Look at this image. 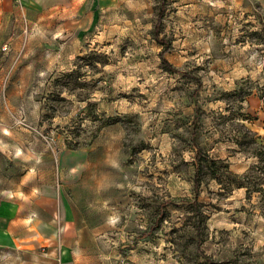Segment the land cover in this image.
<instances>
[{
	"label": "rangeland",
	"instance_id": "rangeland-1",
	"mask_svg": "<svg viewBox=\"0 0 264 264\" xmlns=\"http://www.w3.org/2000/svg\"><path fill=\"white\" fill-rule=\"evenodd\" d=\"M43 6L0 39V191L53 230L0 264H264V0Z\"/></svg>",
	"mask_w": 264,
	"mask_h": 264
},
{
	"label": "crops",
	"instance_id": "crops-1",
	"mask_svg": "<svg viewBox=\"0 0 264 264\" xmlns=\"http://www.w3.org/2000/svg\"><path fill=\"white\" fill-rule=\"evenodd\" d=\"M20 2L17 4L16 2ZM48 0H0V39L11 30L10 18L16 15H41L43 4ZM75 167H81L80 157H76ZM235 167V166H234ZM233 168V165H232ZM24 179L22 184H24ZM0 195V249L22 247L29 248L41 243V236L47 228L53 230L41 209L46 208V200L41 194V185L37 182L31 189L23 186L1 188ZM30 202V203H29ZM34 210L30 212V208Z\"/></svg>",
	"mask_w": 264,
	"mask_h": 264
},
{
	"label": "trees",
	"instance_id": "trees-1",
	"mask_svg": "<svg viewBox=\"0 0 264 264\" xmlns=\"http://www.w3.org/2000/svg\"><path fill=\"white\" fill-rule=\"evenodd\" d=\"M157 39H158V37H157ZM158 41L163 43L160 39H158ZM169 49H170V46L168 44H166L162 50L163 52L161 53L162 60L165 64H167L168 61L165 59L164 53L167 52ZM251 92L252 91L250 88L248 89V88H245L243 85H241L240 87L236 88L234 91L228 92L226 94H227V96H236L237 99L241 102ZM260 97L262 99H264V90L261 91ZM238 124L240 125V127H243L245 129L243 137L241 138V140L237 139V141L239 143H243L246 140H251L252 142L257 141V139H256L257 132L256 131L251 130L243 122H238ZM255 155L258 156L260 158V160L264 161V145L263 144L260 143V146L256 149ZM195 159H196V162H195L196 174H195L194 198L189 200V204L194 206L197 217L200 218V216L202 215V212L200 210V201L198 200L200 173H201V168H202V149L200 147L197 149ZM208 160H209L210 166L215 168V169H219L221 166L229 167L228 164L225 163V161L223 159L209 158ZM243 186H245V185H243V184L239 185V187H243Z\"/></svg>",
	"mask_w": 264,
	"mask_h": 264
},
{
	"label": "built area",
	"instance_id": "built-area-1",
	"mask_svg": "<svg viewBox=\"0 0 264 264\" xmlns=\"http://www.w3.org/2000/svg\"><path fill=\"white\" fill-rule=\"evenodd\" d=\"M4 49L6 48V47H3Z\"/></svg>",
	"mask_w": 264,
	"mask_h": 264
}]
</instances>
